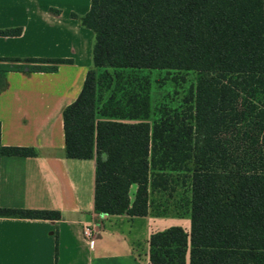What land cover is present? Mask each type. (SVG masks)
<instances>
[{"label": "trees", "instance_id": "16d2710c", "mask_svg": "<svg viewBox=\"0 0 264 264\" xmlns=\"http://www.w3.org/2000/svg\"><path fill=\"white\" fill-rule=\"evenodd\" d=\"M72 16L94 45L82 90L63 112L66 155L95 158L96 212L189 216V231L150 234L148 264H264V0H90ZM67 62L0 57V92L8 72ZM153 71L175 83L191 72L178 105L152 104ZM37 154L2 144L0 124V160ZM0 217L61 214L0 206Z\"/></svg>", "mask_w": 264, "mask_h": 264}, {"label": "crops", "instance_id": "0c3cea01", "mask_svg": "<svg viewBox=\"0 0 264 264\" xmlns=\"http://www.w3.org/2000/svg\"><path fill=\"white\" fill-rule=\"evenodd\" d=\"M89 8L90 0H0V29L22 28L18 36H0V57L70 60L50 72H8L0 92L2 144L38 152L1 158L0 206L61 214L60 219L0 217V264H148L150 231L161 220L176 218L98 214L95 158L66 155L63 112L82 90L94 45L92 30L72 13L80 17ZM136 189L130 188L132 200ZM86 226L97 232L94 248L84 236ZM140 246L144 259L136 251Z\"/></svg>", "mask_w": 264, "mask_h": 264}, {"label": "rangeland", "instance_id": "374dc122", "mask_svg": "<svg viewBox=\"0 0 264 264\" xmlns=\"http://www.w3.org/2000/svg\"><path fill=\"white\" fill-rule=\"evenodd\" d=\"M178 74V83H175L172 79L167 78L165 79L166 72L165 71H153L152 72V104L154 106L160 104H168L169 106H176L178 105L181 100L184 98L185 95L189 93V89L191 87V82L193 81V75L190 74ZM159 79L160 81H156ZM162 221L173 222L175 221L174 225H168L165 227ZM129 228L131 226L127 225ZM170 226H180L185 228L186 230H190V217H176V218H167L166 220H161V222L157 223V227L154 226L150 232L162 231ZM161 228V229H158ZM135 234V230L128 235ZM137 253L144 259V249L143 246L136 248Z\"/></svg>", "mask_w": 264, "mask_h": 264}, {"label": "built area", "instance_id": "2783aa9c", "mask_svg": "<svg viewBox=\"0 0 264 264\" xmlns=\"http://www.w3.org/2000/svg\"><path fill=\"white\" fill-rule=\"evenodd\" d=\"M96 235L97 232L94 227L86 226L84 228V236L91 248H94L95 246Z\"/></svg>", "mask_w": 264, "mask_h": 264}]
</instances>
